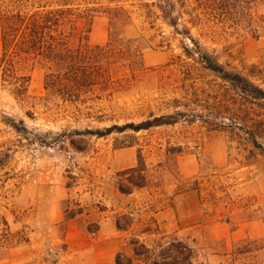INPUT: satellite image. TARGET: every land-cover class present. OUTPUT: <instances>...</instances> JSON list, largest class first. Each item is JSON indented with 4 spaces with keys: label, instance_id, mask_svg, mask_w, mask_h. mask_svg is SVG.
Listing matches in <instances>:
<instances>
[{
    "label": "rangeland",
    "instance_id": "obj_1",
    "mask_svg": "<svg viewBox=\"0 0 264 264\" xmlns=\"http://www.w3.org/2000/svg\"><path fill=\"white\" fill-rule=\"evenodd\" d=\"M232 1L0 0L91 11L116 82L71 103L43 65L0 76V264H264V102L185 51L193 39L264 89V0L252 19ZM156 118L176 123L108 133ZM133 169L146 188L121 177Z\"/></svg>",
    "mask_w": 264,
    "mask_h": 264
},
{
    "label": "trees",
    "instance_id": "obj_2",
    "mask_svg": "<svg viewBox=\"0 0 264 264\" xmlns=\"http://www.w3.org/2000/svg\"><path fill=\"white\" fill-rule=\"evenodd\" d=\"M224 1L211 0L210 3L214 7L227 2L232 6V0ZM235 2L241 4L247 17L252 19L255 0H235ZM160 9L165 12L163 7ZM90 12L78 13L66 4L58 7H43L39 4V7L33 10H29V6H23L16 14L1 13L3 54L0 57V76L6 75L9 68L15 69L16 59L43 65L48 69L45 80L46 91L49 93L57 90L63 94L67 102L71 103L81 101L82 95L94 89L105 91L108 87L115 86L116 82L112 81V68L109 66L114 55L112 45L108 44L106 47L90 45L95 19ZM112 16L114 20L128 18L125 10H115ZM174 25L172 24L173 27ZM191 41L196 50L188 48L185 50L189 59L198 61L208 72L240 90L247 97L264 102V89L248 77L230 72L218 59L204 52L198 42L193 39ZM94 66L99 67V71H91ZM175 123L165 118H156L139 125L115 126L109 129L108 133L114 130L121 133L129 130L140 133ZM108 133L96 135L106 137ZM137 173V182H129L131 187L146 188L147 178L137 169L124 172L121 177ZM120 189L125 194L132 193L126 192L122 186Z\"/></svg>",
    "mask_w": 264,
    "mask_h": 264
}]
</instances>
